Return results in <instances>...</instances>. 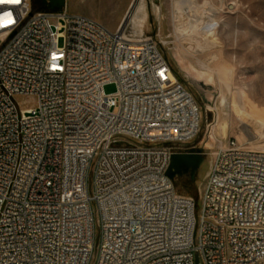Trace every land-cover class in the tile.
<instances>
[{
  "label": "built area",
  "instance_id": "1",
  "mask_svg": "<svg viewBox=\"0 0 264 264\" xmlns=\"http://www.w3.org/2000/svg\"><path fill=\"white\" fill-rule=\"evenodd\" d=\"M174 76L154 38L0 0V264H264V151L230 138L177 193L200 109Z\"/></svg>",
  "mask_w": 264,
  "mask_h": 264
},
{
  "label": "rangeland",
  "instance_id": "2",
  "mask_svg": "<svg viewBox=\"0 0 264 264\" xmlns=\"http://www.w3.org/2000/svg\"><path fill=\"white\" fill-rule=\"evenodd\" d=\"M31 1L34 9L44 8L42 0ZM205 1L219 10L214 16L216 44L190 35L192 18L183 9L177 12L179 0H67L63 9L89 15L112 30L125 20L133 38L149 37L160 43L175 77L200 109L197 135L172 145L176 153L200 151L204 158L195 174L183 172L173 179L177 193L196 201L201 200L219 146L235 138L264 148V0H196L199 6ZM116 90V84L105 86L108 94ZM95 230L99 244L98 219ZM96 256L97 248L92 262Z\"/></svg>",
  "mask_w": 264,
  "mask_h": 264
},
{
  "label": "bare ground",
  "instance_id": "3",
  "mask_svg": "<svg viewBox=\"0 0 264 264\" xmlns=\"http://www.w3.org/2000/svg\"><path fill=\"white\" fill-rule=\"evenodd\" d=\"M138 1L140 2L141 0ZM198 4L196 0H179L176 9L179 14L183 13V11L185 10V12H187L189 16L192 18L191 24L190 26L188 25L189 28L187 29L190 35H194V36L197 35L199 37L204 36L205 40H211V42L216 44V41L218 42V40L214 34L216 30V26H214L215 25L214 23L216 22L214 16L219 12V10L215 8L210 1H205L203 6H199ZM207 18H210V21L205 22ZM125 24L126 22L125 20H123V22L119 25V27L116 30L120 29L121 26H122V30L127 29ZM262 125L264 126V123ZM259 148L264 150L263 147H259Z\"/></svg>",
  "mask_w": 264,
  "mask_h": 264
},
{
  "label": "water",
  "instance_id": "4",
  "mask_svg": "<svg viewBox=\"0 0 264 264\" xmlns=\"http://www.w3.org/2000/svg\"><path fill=\"white\" fill-rule=\"evenodd\" d=\"M45 9L63 10L67 5V0H42ZM204 158L201 152L192 153H174L171 157V163L168 170L170 178L174 179L177 174L182 171L192 169V174L202 166ZM196 264H201L199 257H197Z\"/></svg>",
  "mask_w": 264,
  "mask_h": 264
},
{
  "label": "flooded vegetation",
  "instance_id": "5",
  "mask_svg": "<svg viewBox=\"0 0 264 264\" xmlns=\"http://www.w3.org/2000/svg\"><path fill=\"white\" fill-rule=\"evenodd\" d=\"M183 172H186V171L183 170L182 173H183ZM187 172H191V173H192V169H189Z\"/></svg>",
  "mask_w": 264,
  "mask_h": 264
},
{
  "label": "snow or ice",
  "instance_id": "6",
  "mask_svg": "<svg viewBox=\"0 0 264 264\" xmlns=\"http://www.w3.org/2000/svg\"><path fill=\"white\" fill-rule=\"evenodd\" d=\"M13 2H17V3H18V2H19V0H13Z\"/></svg>",
  "mask_w": 264,
  "mask_h": 264
},
{
  "label": "trees",
  "instance_id": "7",
  "mask_svg": "<svg viewBox=\"0 0 264 264\" xmlns=\"http://www.w3.org/2000/svg\"><path fill=\"white\" fill-rule=\"evenodd\" d=\"M42 9H45V8L42 7Z\"/></svg>",
  "mask_w": 264,
  "mask_h": 264
},
{
  "label": "crops",
  "instance_id": "8",
  "mask_svg": "<svg viewBox=\"0 0 264 264\" xmlns=\"http://www.w3.org/2000/svg\"><path fill=\"white\" fill-rule=\"evenodd\" d=\"M119 27V26H118Z\"/></svg>",
  "mask_w": 264,
  "mask_h": 264
}]
</instances>
